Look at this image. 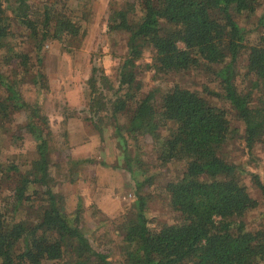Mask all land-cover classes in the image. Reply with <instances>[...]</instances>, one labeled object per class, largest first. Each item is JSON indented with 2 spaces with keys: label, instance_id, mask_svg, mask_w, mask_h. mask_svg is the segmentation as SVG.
<instances>
[{
  "label": "trees",
  "instance_id": "trees-1",
  "mask_svg": "<svg viewBox=\"0 0 264 264\" xmlns=\"http://www.w3.org/2000/svg\"><path fill=\"white\" fill-rule=\"evenodd\" d=\"M84 6L0 0V133L24 110L38 139V156L25 169L0 151V188H7L0 199V264H264V227L243 219L254 207L264 212V180L252 174L260 197L252 196L224 151L238 137L248 148L264 143V0H109L107 28L123 36L125 50L99 85L98 67L91 68L83 118L100 133L103 122L113 125L124 150L119 167L134 186L130 206L115 220L118 240L105 241V248L82 230L80 204L69 209L61 194L41 188L51 178L47 116L38 97L26 96L49 89L46 45L57 41L69 50L85 35ZM189 69L215 82L211 98L177 77L146 85L141 76ZM146 137L155 164L177 169L164 188L167 219L149 213L147 183L161 170L140 180L145 162L130 155L143 150L137 141Z\"/></svg>",
  "mask_w": 264,
  "mask_h": 264
},
{
  "label": "rangeland",
  "instance_id": "rangeland-1",
  "mask_svg": "<svg viewBox=\"0 0 264 264\" xmlns=\"http://www.w3.org/2000/svg\"><path fill=\"white\" fill-rule=\"evenodd\" d=\"M84 2L82 11L86 26L85 35L80 42L70 44V49H63L60 42L54 41L46 45L44 57V71L49 80V89L37 94L35 91H26V96L39 98L42 108L47 116L45 131L46 140L50 147V177L41 188L50 186L57 194H61L67 208H74L77 204L82 207V230L94 241H115L119 237L115 233L114 225L117 216L130 206L133 196L134 179L130 172L119 167L123 164L124 150L119 144L118 137L111 123L101 124L102 132L94 127L89 120H85L82 109L84 102L88 100L87 92L90 84L87 81L93 66L98 67L95 72L96 85H99L100 75L103 72L112 73V66L118 59V54L124 52L123 36L108 30L107 10L109 0H77ZM121 1V0H117ZM79 7L81 5L77 3ZM182 46V43H179ZM148 53L144 60H148ZM244 63L238 64V72H243ZM153 71H143L141 76L145 84L158 83L161 79L169 81L177 77L190 87L197 89L205 96H209L208 90L214 87L215 82L200 69H189L178 75L158 74L153 78ZM29 84V83H28ZM221 89V85L217 90ZM224 104V103H223ZM73 109L76 114L66 116ZM87 113V112H86ZM232 121H238L230 110ZM88 114V113H87ZM12 124H7L0 133V151L2 156L9 155L25 169L33 158L38 156L36 150V135L27 126V118L24 110L14 113ZM42 127L41 124H39ZM39 129L38 127H36ZM92 138V139H91ZM131 142H134L130 139ZM144 143L143 150L133 148L131 157L145 162L147 171L145 174L136 173V177L142 180L149 173H156L147 183V189L153 194L148 202L149 213L156 214L159 218L167 219L171 211L167 203L164 190L168 180L176 173V166H157L154 161L152 139L146 137L137 142ZM85 142V143H84ZM91 152L88 155V151ZM224 151L228 158L236 163L237 176L246 184L252 196L260 197V191L255 185L252 174H259L264 180V143L254 144L251 148L245 145V141L238 137L228 144ZM65 154L72 158H87L92 161H69ZM105 160L106 163L99 162ZM66 164H72L73 169H68ZM74 165V166H73ZM96 175V178L90 177ZM99 184L104 188L92 193V184ZM7 196V188H0V199ZM93 196L101 199L109 211L103 214L94 212L100 208ZM5 199V198H4ZM95 205V208L92 207ZM102 210V209H101ZM250 228L264 227V212L261 206L254 207L243 217ZM106 242L98 247L105 248ZM52 264V263H44Z\"/></svg>",
  "mask_w": 264,
  "mask_h": 264
},
{
  "label": "crops",
  "instance_id": "crops-1",
  "mask_svg": "<svg viewBox=\"0 0 264 264\" xmlns=\"http://www.w3.org/2000/svg\"><path fill=\"white\" fill-rule=\"evenodd\" d=\"M91 139H92V138H91ZM84 143H85V142H84ZM87 151H88V150H87ZM90 153H91V152L88 151L87 154L90 155ZM84 157H86V155H85ZM93 176L96 178V175H95V174H94V175H91V174H90V177H93ZM102 188H104V187H103L102 185L99 184V181H97L96 184H92V185H91L90 190H91L92 193H95V192H97V190H100V189H102ZM93 197H94V199H95V202L98 203L97 206L100 207V209H102V211H109V210H108V209H109V208H108L109 206H108V207L105 206V205L103 204V202L101 201V199H99L98 197H96V196H93ZM70 209H71V208H70Z\"/></svg>",
  "mask_w": 264,
  "mask_h": 264
}]
</instances>
